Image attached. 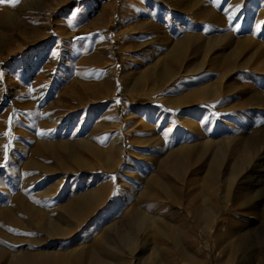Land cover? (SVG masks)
<instances>
[{"label":"rangeland","instance_id":"374dc122","mask_svg":"<svg viewBox=\"0 0 264 264\" xmlns=\"http://www.w3.org/2000/svg\"><path fill=\"white\" fill-rule=\"evenodd\" d=\"M100 183L104 204L75 206ZM0 246V264H264V0L0 3Z\"/></svg>","mask_w":264,"mask_h":264},{"label":"bare ground","instance_id":"6f19581e","mask_svg":"<svg viewBox=\"0 0 264 264\" xmlns=\"http://www.w3.org/2000/svg\"><path fill=\"white\" fill-rule=\"evenodd\" d=\"M251 43H252V45L255 44V42L252 39H251L250 45H251ZM176 51H177L176 52V55H177L178 52L180 51L178 45L176 47ZM259 51L260 50L258 48H255V51L252 52V54L255 56ZM216 95L217 94L211 95V96L212 97H215ZM107 158H108V160H105V162L103 164H100V167L103 168V166H105L106 169H112V166H111L112 156L110 155ZM172 174H173V177H175L174 175H176V173L175 172H172ZM58 181H59V179H58ZM171 186H172V184L170 183V188L171 189H169V193H176V189L174 187H171ZM104 188H105V185H103L101 183L99 185L95 186V187H92V190L87 194V196L86 197H83L79 202L75 203L76 204L75 206L77 207L81 203L79 206H81V208L86 209L88 207L94 208V206L96 207L99 203H103L104 204L105 202H101ZM116 192L121 193V189H117ZM108 193H110V192H108ZM89 195L92 196V199L90 201L88 200ZM122 198L123 197H120L116 201H114L113 202L114 204L113 203L111 204L112 206L110 207V210H112V211L117 210V206L116 205L121 202ZM75 206L73 204L67 203V204L63 205L62 208H63V211H65V212L73 213L76 210V207ZM31 207H34V206L33 205H30V206L28 205V207H27L26 204H25V206L22 205V210L27 213L26 210L32 211L31 210ZM35 209L37 211L39 210L38 208H35ZM199 211H200V213H202L201 215H199ZM192 212H193V215H194L195 223H199V224H202V225L205 226L206 224H208L210 222V217L208 216V214L211 212V207L210 206L201 207L200 205H197L196 204L194 206ZM83 215L84 214H82V216ZM52 219L55 221L54 224L52 225V227L54 228L53 229L54 231L57 230L59 227H61L65 223L64 221L61 222V223H59V224L56 222L57 219H60V220H63L64 219L62 213H60L57 217H54ZM127 228H128V230H126ZM127 228L123 229V227H122V229H120V228H117V226H115V225L109 226L108 227V230H111V229H117V230H114L115 232L111 235V237L109 236L110 239H109L108 242L111 243L112 245L117 246V249L118 248H121L122 246H125V245H128L129 247H131V241H132V237L130 236L131 230H130V227H127ZM105 231L106 230H104L103 232H105ZM120 231H124V232L127 231V232H125L127 237H125V234L122 235L120 233H117V232H120ZM0 252H2V253L3 252H6L5 248H3V247L0 246ZM37 254L40 255L41 257H44V258L53 257V252H51V251H41V252H37V253H35V252H33V253L32 252L31 253L30 252H22L20 255L15 254L14 252L11 253L12 256L18 255V256L15 257V261L17 263H20V264H36V259L37 258H35V255H37ZM100 255H99L98 260L96 262H99V261L102 262L103 261L102 260V256H100ZM87 257L88 256L85 255L84 252L76 253V256H75L76 262L75 263H77V264H83L82 261L86 260ZM153 264H157V261L156 262H153Z\"/></svg>","mask_w":264,"mask_h":264},{"label":"snow or ice","instance_id":"6c2138e0","mask_svg":"<svg viewBox=\"0 0 264 264\" xmlns=\"http://www.w3.org/2000/svg\"><path fill=\"white\" fill-rule=\"evenodd\" d=\"M9 2L12 4V6H15L18 0H0V3H9Z\"/></svg>","mask_w":264,"mask_h":264}]
</instances>
